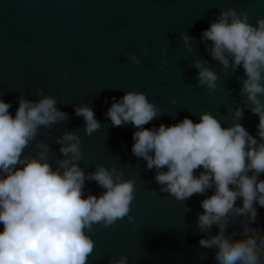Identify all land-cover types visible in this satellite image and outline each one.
Wrapping results in <instances>:
<instances>
[{
    "label": "clouds",
    "instance_id": "obj_1",
    "mask_svg": "<svg viewBox=\"0 0 264 264\" xmlns=\"http://www.w3.org/2000/svg\"><path fill=\"white\" fill-rule=\"evenodd\" d=\"M183 49L193 53L195 38L180 33ZM201 42L221 70L231 75L242 68L241 101L231 109V123H225L211 111L198 114L194 122L185 116L171 125L161 123L146 128L164 113L143 91L128 90L104 115L113 127L131 124L132 154L154 170L159 191L183 203L202 195L196 226L205 236L199 246L214 252L215 264H264V230L256 224L258 208H264V17L255 24L248 12L234 7L220 9L219 15L202 30ZM167 45L160 56L167 55ZM150 49L141 45L139 54L127 53L134 65L143 63ZM167 71V62L154 65ZM191 67L197 70L196 87L210 97L218 90L219 74L208 60L194 56ZM68 73H63L67 77ZM0 94V264H89L95 251L93 235L97 226L108 228L120 220L132 223L130 214L136 198V180L126 178L124 168L95 164L93 171L82 165L84 154L80 129H55L68 120L55 95L37 89V100L18 97L13 115L10 102ZM170 103H178L175 97ZM71 104V103H65ZM84 120L86 136L104 125L90 104L73 106ZM247 109L259 118L256 134L240 123ZM195 114V113H194ZM43 135L59 145L55 152ZM34 148V154L27 151ZM198 173V174H197ZM94 181L104 191L86 192V182ZM212 190L211 195L206 193ZM237 200L242 201L237 205ZM187 211H190L185 207ZM239 220L240 231H228ZM215 226L218 232L211 234ZM208 253L199 254L207 259ZM102 259V258H99ZM125 254L109 264H128Z\"/></svg>",
    "mask_w": 264,
    "mask_h": 264
},
{
    "label": "water",
    "instance_id": "obj_2",
    "mask_svg": "<svg viewBox=\"0 0 264 264\" xmlns=\"http://www.w3.org/2000/svg\"><path fill=\"white\" fill-rule=\"evenodd\" d=\"M228 7L247 11L252 24L264 17V0H0V94L11 103L10 112L15 114L20 95L37 100L36 91L41 88L55 95L60 102L57 107L69 118L49 131L58 135L55 129H80L81 166L86 171H93L97 163L123 167L125 177L136 180L133 222L124 219L108 228L98 225L89 264H109L121 254L129 257L128 264H215L214 252L199 246L205 234L196 226L205 196L194 195L181 203L160 192L154 170H148L146 162L131 152L135 129L131 124L113 127L104 113L113 97L136 90L145 92L164 113L146 128L171 125L185 116L198 122V114L205 110L228 126L231 109L242 99L236 77L244 72L240 68L231 75L230 70H221L200 39L220 9ZM182 31L195 38L193 53L184 51ZM141 45L150 52L137 66L127 53L139 54ZM166 45L167 55L161 57L160 49ZM194 56L208 60L219 74L218 90L212 97L196 87L197 70L191 67ZM161 60L167 62L166 72L154 67ZM171 97L177 99L176 105L170 103ZM81 104H90L104 125L92 136L84 135V120L74 113L73 106ZM258 122V116L245 109L240 123L252 135ZM38 139L51 144L55 166L56 157L62 158L59 145L47 139L43 129ZM27 151L34 154L32 146ZM103 191L94 181L86 182V192L98 196ZM211 194L212 190L206 193ZM257 208L253 226L264 230V208ZM233 230H241L239 220L228 229ZM217 232L213 226L211 234ZM202 252L208 253L207 259H199Z\"/></svg>",
    "mask_w": 264,
    "mask_h": 264
}]
</instances>
